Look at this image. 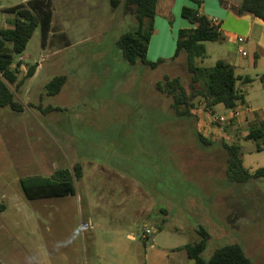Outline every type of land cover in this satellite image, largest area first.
Listing matches in <instances>:
<instances>
[{
	"label": "rangeland",
	"instance_id": "1",
	"mask_svg": "<svg viewBox=\"0 0 264 264\" xmlns=\"http://www.w3.org/2000/svg\"><path fill=\"white\" fill-rule=\"evenodd\" d=\"M27 1L0 0V29L11 27L6 10ZM123 1L114 10L110 0H46L52 12L46 46L40 24L24 53L15 57L24 65L21 77L31 66L37 69L36 76L21 87L17 99L40 108L28 107L24 114L0 109L10 114L5 120L6 135L18 137L38 124L39 130L43 128L49 134L44 141L32 144V149L24 145L28 147L22 152L24 167L29 168L33 157L47 168L50 162L66 168L97 162L126 171L139 187L128 192L131 200L148 201L149 220L140 226L132 248L128 246L125 252H85V260L79 252L84 261L80 264H195L184 250L174 249L199 241L201 229L211 234L202 255L205 261L215 249L237 244L252 264H264V178L231 181L223 149L224 144L240 140L243 165L253 174L264 167V148L257 150L254 142L242 140L249 129L245 117L224 126L211 119L207 124L203 102L196 104L192 118L176 116L171 98L158 92L156 83L165 76L179 77L189 90L190 75L184 58L156 69L122 59L117 40L137 23L124 14ZM162 13L159 10L157 17L165 22ZM234 33L247 39L246 27L234 28ZM171 37L160 29L151 45V59L157 51L155 44L164 38L170 47L162 54H175L176 43ZM204 44L206 58L197 60L199 66L209 68L218 60L232 62L238 58L236 46L225 42ZM246 49L251 54L244 60H250L253 48ZM246 75L255 80L238 86L263 119L264 83L253 68ZM58 76H65L66 83L59 94L48 95L46 85ZM48 107L53 110L44 112ZM212 112L217 118L230 110L219 105ZM259 143L264 146V139ZM45 225L44 221L38 227L36 224L35 236L30 223L20 230L12 225L0 226V252H55L52 261L60 264L61 234L46 233ZM147 229L152 232L149 241L143 239Z\"/></svg>",
	"mask_w": 264,
	"mask_h": 264
},
{
	"label": "crops",
	"instance_id": "2",
	"mask_svg": "<svg viewBox=\"0 0 264 264\" xmlns=\"http://www.w3.org/2000/svg\"><path fill=\"white\" fill-rule=\"evenodd\" d=\"M193 1H157L154 34L150 39L147 52L149 62L155 63L174 56L171 53L169 56H166V53L162 54L164 49L166 51L167 47H170L164 38L155 44L157 51L151 59V45L160 29L168 33L169 37L172 36L171 41L176 43L180 30L194 27L182 17L183 8L194 6ZM199 1H201L199 12L210 20L217 18L219 30L225 37V43L237 47L238 58L228 63L235 67L236 73L240 76H248L246 72L253 68L256 70L257 78L264 83V22L252 15L238 16L228 7L239 5L241 0H228L227 7L221 6L219 0ZM159 10H162L161 15L165 18V22L157 17ZM212 10L216 12L211 13ZM173 20H176L174 25ZM240 27L247 28V39L242 44L237 41V38L241 37L234 33V28ZM250 44H253L251 59L244 60L251 54L246 49V46L251 49ZM241 51H247V55L244 56ZM36 72L33 77L36 76ZM23 104L26 109L28 107L40 108L39 105L31 103L23 102ZM246 104L251 106L247 100ZM51 108L48 107L43 111L48 112ZM24 112L16 114H24ZM205 112L208 124L210 116L208 111ZM9 117L10 114L0 112V146L2 147L0 148V226L12 225L15 230H20L23 224L30 223L33 226V236H35L36 224L38 227V223L44 221L46 233L61 234L63 246L61 254L57 256L61 260L60 264H80V261L84 263L82 259L85 260V252H125L128 246L132 248L138 241L140 226L144 225L150 217L148 201L146 204L142 201L134 202L128 194V192L132 193L134 187L139 188L132 176L126 171L87 161L79 163L83 169V177L74 184L73 194L28 199L23 190V180L35 179L31 185L36 187L40 183L38 178L51 179L57 171L67 170L69 167L50 162V168H47L39 164L34 157L33 160L29 159V168L24 167L22 152L28 148L24 145L31 148L32 144L44 141L49 133L44 132L43 128L39 130V125L35 124L28 131L19 133L18 137L6 135L5 130L8 127L5 120ZM244 117L249 124L260 118L257 110L254 109L243 115ZM19 128H22V125ZM7 156L10 161L9 168L6 164ZM147 230L144 232L143 239L149 241L150 236L146 235ZM1 231L2 227H0ZM152 247L155 248L154 245ZM79 252H83V258ZM54 257H56L55 252H0V264H54L52 261Z\"/></svg>",
	"mask_w": 264,
	"mask_h": 264
},
{
	"label": "trees",
	"instance_id": "3",
	"mask_svg": "<svg viewBox=\"0 0 264 264\" xmlns=\"http://www.w3.org/2000/svg\"><path fill=\"white\" fill-rule=\"evenodd\" d=\"M158 0H124V14L137 21L133 30L121 35L117 40L122 59L131 65L137 62L156 69L161 64L174 63L183 57L186 71L190 75L189 90L182 84L179 77L170 78L156 83V90L171 98V107L179 118H192V110L198 108L197 103L203 102L206 110L213 111L222 105L227 110H234L246 104L243 90L238 83L249 84L253 81L249 76H240L235 67L225 60H218L213 67L198 65V59L206 58L205 42H225V37L218 25L199 12L201 1L194 0V6L184 7L182 17L194 27L182 29L178 33L175 54L171 59H161L155 63L147 60L149 42L154 34V19ZM223 6L227 4L220 1ZM114 10L121 6L122 0H110ZM236 15H252L264 22V0H241L237 6H228ZM11 16V27L0 29V108H7L15 113H23L26 106L17 99V94L25 81L34 76L36 67L23 70L22 61H15V57L22 55L41 24L43 45L51 30L50 3L46 0H29L24 4L6 10ZM66 83L65 76L55 77L46 85L48 95H57ZM51 110H53L51 108ZM197 119V117H196ZM248 133L242 140L254 142L257 150L264 148L259 142L264 139V119L257 118L248 127ZM201 141L204 138L199 135ZM206 144H209L206 141ZM242 143L240 140L231 144H224L227 156L226 172L229 179L235 183L248 182L253 179L264 178V167L251 174L243 165L241 158ZM83 177L81 164L72 165L67 170H60L51 179L38 178L40 183L36 187L31 184L35 179L23 180V190L28 199L62 197L74 193V184ZM201 239L187 244L177 250H184L187 257L195 264H252L245 251L237 244H228L213 251L209 260L202 258L209 246L211 234L201 229ZM149 237V236H148Z\"/></svg>",
	"mask_w": 264,
	"mask_h": 264
},
{
	"label": "built area",
	"instance_id": "4",
	"mask_svg": "<svg viewBox=\"0 0 264 264\" xmlns=\"http://www.w3.org/2000/svg\"><path fill=\"white\" fill-rule=\"evenodd\" d=\"M212 24L214 25H218L219 24V20L217 18H214L211 20ZM238 43L242 44L245 42L244 38H237ZM241 53L246 56L247 53L244 51H241ZM252 107L250 105L244 104V105H240L237 108H235L234 110H231L230 113L228 115H223L220 117H214L213 112L211 110H209L210 115V119L213 123H219L222 126L226 125V124H230L234 119H240L243 117V115L252 112ZM208 111V110H206ZM151 231L147 230L146 231V235H150Z\"/></svg>",
	"mask_w": 264,
	"mask_h": 264
}]
</instances>
